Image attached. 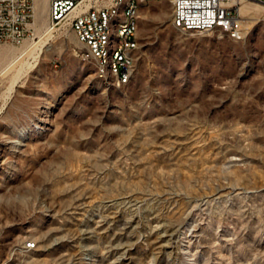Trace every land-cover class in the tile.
Here are the masks:
<instances>
[{
  "label": "rangeland",
  "instance_id": "1",
  "mask_svg": "<svg viewBox=\"0 0 264 264\" xmlns=\"http://www.w3.org/2000/svg\"><path fill=\"white\" fill-rule=\"evenodd\" d=\"M47 1L0 43V264H264V3L233 39L141 2L115 87Z\"/></svg>",
  "mask_w": 264,
  "mask_h": 264
},
{
  "label": "built area",
  "instance_id": "2",
  "mask_svg": "<svg viewBox=\"0 0 264 264\" xmlns=\"http://www.w3.org/2000/svg\"><path fill=\"white\" fill-rule=\"evenodd\" d=\"M116 0H48V21L53 25L68 24L84 50L78 55L101 61L102 38L106 35L107 13L114 8ZM155 1V0H147ZM236 0H172V21L176 28L189 32L199 28V32L225 28L232 30L237 39L241 38L238 24V3ZM264 3V0H254ZM131 9L138 10V1ZM36 19L35 0H0V43L22 45L33 35L31 25ZM133 21L129 30H122L118 45L117 82L127 83L124 61L120 48L124 40H132L134 48H140ZM25 249H32L25 242Z\"/></svg>",
  "mask_w": 264,
  "mask_h": 264
},
{
  "label": "bare ground",
  "instance_id": "3",
  "mask_svg": "<svg viewBox=\"0 0 264 264\" xmlns=\"http://www.w3.org/2000/svg\"><path fill=\"white\" fill-rule=\"evenodd\" d=\"M137 1H138V8L140 7L141 2L143 1L147 2V0H137ZM168 1L172 4V0H168ZM242 1L243 0H236L235 2L238 3V5L240 6ZM135 4H136V0L114 1V8L112 9V11L107 13L106 35L105 38H102L101 61L99 63L98 60L92 59L96 66L97 77L110 86L112 85L115 87H124V83L117 82L116 71L118 68V61L116 59L118 57V45H120V39L122 38V30H129V27H132V21L135 27L137 28L136 38H138L139 11L131 9L133 6H135ZM35 8H36V0H35ZM239 10L241 11V7H239ZM36 14H37V9H36ZM241 22L242 19L239 14L238 17L239 26L241 25L240 24ZM49 27L45 26L46 28L45 32L49 30ZM178 29L183 30V28H178ZM217 30L221 31L222 33H226L233 39H237L236 35L233 34L232 30H228L225 28H217ZM191 31L199 32V28H191ZM31 45L33 44H29L28 47H30ZM131 49H132V40H124V43L120 48V56H121V60H123L125 63L124 72L126 77L128 78L125 86H127L131 82V79L133 77L135 64H136V52L139 48H134L133 53L130 51ZM83 59L86 60L87 58L84 57ZM27 243H29V246H32V249L36 247L35 242H27ZM32 249H27V250H32ZM1 260H2V254L0 249V262Z\"/></svg>",
  "mask_w": 264,
  "mask_h": 264
}]
</instances>
